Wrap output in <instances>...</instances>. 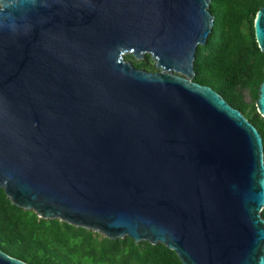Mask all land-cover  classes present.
<instances>
[{
  "label": "water",
  "instance_id": "obj_1",
  "mask_svg": "<svg viewBox=\"0 0 264 264\" xmlns=\"http://www.w3.org/2000/svg\"><path fill=\"white\" fill-rule=\"evenodd\" d=\"M211 0H0V188L38 218L264 264L257 128L193 81ZM264 55V6L253 22ZM149 54L156 70L135 67ZM264 118V79L255 100ZM0 264H29L0 249Z\"/></svg>",
  "mask_w": 264,
  "mask_h": 264
},
{
  "label": "trees",
  "instance_id": "obj_2",
  "mask_svg": "<svg viewBox=\"0 0 264 264\" xmlns=\"http://www.w3.org/2000/svg\"><path fill=\"white\" fill-rule=\"evenodd\" d=\"M261 6L264 0H211L214 26L207 43L196 49L193 81L211 87L239 109L259 131L264 151V118L255 106L264 79V55L253 28ZM124 58L137 68L156 70L149 54L140 60ZM0 249L29 264H182L162 243L109 239L57 219L38 218L11 203L2 188Z\"/></svg>",
  "mask_w": 264,
  "mask_h": 264
},
{
  "label": "flooded vegetation",
  "instance_id": "obj_3",
  "mask_svg": "<svg viewBox=\"0 0 264 264\" xmlns=\"http://www.w3.org/2000/svg\"><path fill=\"white\" fill-rule=\"evenodd\" d=\"M144 58H145V56H144Z\"/></svg>",
  "mask_w": 264,
  "mask_h": 264
}]
</instances>
